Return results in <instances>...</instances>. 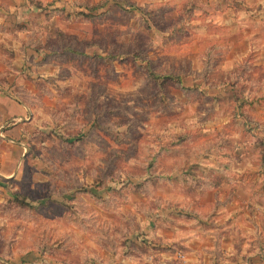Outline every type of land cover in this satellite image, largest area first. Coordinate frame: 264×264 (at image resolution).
Here are the masks:
<instances>
[{
	"label": "rangeland",
	"instance_id": "374dc122",
	"mask_svg": "<svg viewBox=\"0 0 264 264\" xmlns=\"http://www.w3.org/2000/svg\"><path fill=\"white\" fill-rule=\"evenodd\" d=\"M243 3L51 0L23 13L0 48L13 73L0 81L29 119L24 157L0 167L1 259L224 264L230 242L264 264V39L238 29L252 21ZM223 196L246 206L226 239Z\"/></svg>",
	"mask_w": 264,
	"mask_h": 264
},
{
	"label": "crops",
	"instance_id": "0c3cea01",
	"mask_svg": "<svg viewBox=\"0 0 264 264\" xmlns=\"http://www.w3.org/2000/svg\"><path fill=\"white\" fill-rule=\"evenodd\" d=\"M33 1H35V3H33ZM33 1L32 0H0V48H2L4 46L3 44L5 43H8L9 45L11 44L9 42H6L5 38L8 37V34H10L11 32H15V30L17 29V24H19L20 18L23 15V13H31L32 10L39 9L35 5L38 6H41V4L47 5V3L50 2L51 0H33ZM244 1H246V3H243L245 8L242 10V12H245L244 14L248 18L252 19V21H250L247 25V23L242 20L243 17L241 16L239 18L238 29H240V31L243 30L242 33L244 34V36L250 32V29H252L251 30L252 32H250V34L246 36L245 39L253 38L255 42H262L263 41L262 39H264L262 34V31H264V0H237V2L240 3ZM251 2L253 3V5L249 4ZM262 44L264 45V43ZM15 46L16 45L14 43L11 46L13 47L12 50L14 51L16 50ZM19 60H20L19 58L17 59L13 58L12 59L13 65L15 64V62H18ZM0 65H1L0 78L13 74L11 72L12 70L9 69L5 70L2 68L3 62H1V60H0ZM27 112H28V108L26 107V105L23 104L17 97L12 96L9 93V91H7L6 84L0 81V121H1L0 131L2 129V122L3 124H5V123H9L6 120H9L11 118L14 120L11 123V127L9 129L4 131L3 133H0V137L3 139L0 140V143L1 142L3 143V141L5 142L8 141L9 143L19 144L17 149H15L17 152L16 154L14 152L8 153L7 155L4 156H3L4 153L0 154V167H1V163L4 164V162H8L9 164L13 163L14 161L16 162L15 156L24 157L25 155L26 147H25V143H23V140L26 133L25 130L27 129V125L29 124L28 121L29 119L25 117ZM21 146L23 147L21 148ZM0 148L2 149V147ZM1 157H4L5 160H2ZM224 198H225L224 196L221 197V199H218L219 201L217 202L219 211L217 212L218 214L216 217H219V219H217L215 216L213 217V219H215V221H217L218 223L220 221L222 224H224L222 225V227L218 229L220 230L219 234H221L222 238L226 239L227 234L232 238L233 231L230 226H233V223L239 224L240 221L239 218L241 216L239 215V213L241 211L243 212V210L246 209V206L242 202H239L237 200L235 201L234 198H233L234 200L231 199L230 201ZM192 202L190 206H192L191 208L194 209L193 205L194 204L196 205L198 203L195 201L193 203ZM259 204L260 203H257L256 205L260 207ZM195 207L198 212H202L201 210H205V211L208 210V209H204L202 205L199 206L197 205ZM238 232H240V230ZM179 238H184L185 242H190V243L192 242L191 239H189L191 237H187V236L185 237L184 233L182 235H179ZM231 240L232 239H230L229 241ZM249 245L251 244L249 243ZM227 246L228 247L222 246L221 248V253L224 255L221 262L224 264L226 262H229L231 264H249V263L251 264V262L260 259L259 256L257 255V252H259L258 248L255 250L254 244L252 249L247 247V245L245 246L244 244L232 245L230 242L229 245ZM260 261L262 260L260 259ZM0 264H12V263L7 262L0 258Z\"/></svg>",
	"mask_w": 264,
	"mask_h": 264
},
{
	"label": "trees",
	"instance_id": "16d2710c",
	"mask_svg": "<svg viewBox=\"0 0 264 264\" xmlns=\"http://www.w3.org/2000/svg\"><path fill=\"white\" fill-rule=\"evenodd\" d=\"M151 75H152V73H151ZM154 76V75H153ZM162 77H164V78H168V79H172L173 77H175V76H173L172 74H169L168 76H162ZM154 78V77H153ZM155 79H157L156 77H155ZM79 137H77V138H74L75 140L76 139H78ZM261 145H262V158L264 157V143L263 142H261ZM18 197V196H17ZM17 200H19L23 205H29L28 203H26V201L25 200H21V198H17ZM30 206V205H29Z\"/></svg>",
	"mask_w": 264,
	"mask_h": 264
}]
</instances>
